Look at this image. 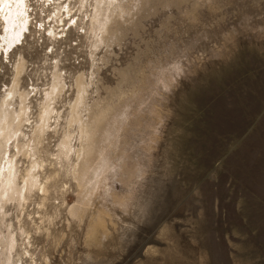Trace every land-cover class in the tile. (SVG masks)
<instances>
[{
  "label": "rangeland",
  "instance_id": "obj_1",
  "mask_svg": "<svg viewBox=\"0 0 264 264\" xmlns=\"http://www.w3.org/2000/svg\"><path fill=\"white\" fill-rule=\"evenodd\" d=\"M94 1L26 0L11 46L0 19V102L23 62L26 136L63 86L34 155L46 191L6 206L23 263L264 264V0H102L91 31Z\"/></svg>",
  "mask_w": 264,
  "mask_h": 264
},
{
  "label": "bare ground",
  "instance_id": "obj_2",
  "mask_svg": "<svg viewBox=\"0 0 264 264\" xmlns=\"http://www.w3.org/2000/svg\"><path fill=\"white\" fill-rule=\"evenodd\" d=\"M88 3V0H79L80 9L84 10ZM101 4L102 0H95L92 5L94 14L91 21V31H95V25L101 20L99 16ZM26 5V0H20V2H17V0H6V2L0 3V19L5 22L4 27L7 29L5 31V42L7 41L8 46H11L14 41L18 40L21 37V32L28 26H26L28 21L22 18L25 13L27 14L25 11ZM23 69V62L16 65V76L12 87L6 92L0 102V228L2 225H5L6 229L5 233L0 232V262L2 264H24L23 254L16 251L19 245L17 233L11 223L5 222L7 215L6 206L8 203L22 204L26 202L34 189L40 188L44 192L46 191L40 184V177L37 173L38 164L34 155L37 144H39L46 132L48 120L52 115L51 112H53L51 100L54 94L61 92L63 88L61 77L56 73L52 89L46 101L41 104L42 111L39 120L32 130V135L28 137L23 132L24 126L29 121L28 96L26 93L19 92L18 90V77L21 75ZM77 88L78 97L70 109V123H74L79 119L78 108L86 89L81 79L77 81ZM16 95L19 98L18 107H15L11 102ZM80 133L88 134V139L91 138L89 132L82 127ZM10 145H14L15 147V154L13 155L9 153ZM72 151L71 139L67 135L61 141L60 155L69 158ZM89 153L90 150L82 148V151H78V156H88ZM20 155L27 157L31 161L30 166L26 170L24 169V173H21L19 169L18 156ZM19 231L21 235L26 236L24 240L26 244L30 245L31 241L26 231L21 227H19ZM25 255L33 256V254H29V251H26ZM45 260V263L49 264L48 259ZM34 262L38 264L36 261Z\"/></svg>",
  "mask_w": 264,
  "mask_h": 264
},
{
  "label": "snow or ice",
  "instance_id": "obj_3",
  "mask_svg": "<svg viewBox=\"0 0 264 264\" xmlns=\"http://www.w3.org/2000/svg\"><path fill=\"white\" fill-rule=\"evenodd\" d=\"M3 2H6V0H0V3H3ZM17 2H20V0H17ZM5 31L7 30V29H4ZM0 39H2V37H0Z\"/></svg>",
  "mask_w": 264,
  "mask_h": 264
}]
</instances>
